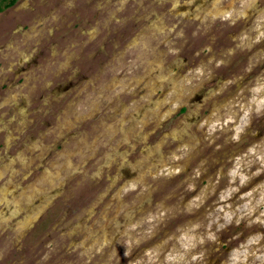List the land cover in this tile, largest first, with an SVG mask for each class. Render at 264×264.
<instances>
[{
    "label": "rangeland",
    "instance_id": "obj_1",
    "mask_svg": "<svg viewBox=\"0 0 264 264\" xmlns=\"http://www.w3.org/2000/svg\"><path fill=\"white\" fill-rule=\"evenodd\" d=\"M261 99L264 0L0 2V264H264Z\"/></svg>",
    "mask_w": 264,
    "mask_h": 264
},
{
    "label": "bare ground",
    "instance_id": "obj_2",
    "mask_svg": "<svg viewBox=\"0 0 264 264\" xmlns=\"http://www.w3.org/2000/svg\"><path fill=\"white\" fill-rule=\"evenodd\" d=\"M214 1V0H213ZM217 1V0H216ZM196 2V1H195ZM194 2V3H195ZM232 3V2H231ZM234 3V2H233ZM196 4V3H195ZM213 4H214V2H213ZM212 6V5H211ZM222 8H224V7H222V6H220V3L218 2H215V4L213 5V9L210 11L211 13H213V14H220L221 12H223V10H222ZM229 8V7H228ZM200 9H201V7H200ZM152 72V71H151ZM155 85H156V83H154ZM174 84V83H173ZM173 87V86H172ZM178 92H179V90H177ZM179 95H180V93H179ZM155 103H157V104H160L161 103V101L160 100H158V101H156ZM155 103H153V104H155ZM175 129V128H174ZM172 132V131H171ZM170 132V133H171ZM174 132H177L176 130H173V133ZM179 133V132H178ZM114 161V160H113ZM163 164V163H162ZM108 165V164H107ZM2 169V168H1ZM3 172V171H2ZM45 173H47V171L45 172ZM52 173V172H51ZM141 175H142V173H141ZM48 176V175H47ZM139 176V175H138ZM143 176V175H142ZM49 177V176H48ZM50 178V177H49ZM52 179V178H51ZM4 185V184H3ZM6 186V185H5ZM33 186V185H32ZM1 187V186H0ZM40 187V186H39ZM1 188H3V186L1 187ZM32 188V187H31ZM39 189L38 187H35V189ZM5 189V188H4ZM34 189V190H35ZM41 189V188H40ZM4 191V190H3ZM2 191V192H3ZM36 191V190H35ZM38 191V190H37ZM27 192V191H26ZM29 192V191H28ZM32 192L33 191H31V194H32ZM37 193V192H36ZM23 195V194H22ZM21 196V195H20ZM16 197V196H15ZM14 198V197H13ZM17 199V198H16ZM21 199V198H20ZM18 200V199H17ZM15 201V200H14ZM21 202V201H20ZM19 202V203H20ZM13 203V202H12ZM16 203H17V201H16ZM19 203H17V204H19ZM22 203V202H21ZM9 204V203H8ZM6 205V204H5ZM10 205V204H9ZM22 205V204H21ZM15 206H18V205H15V202H14V207L13 208H15ZM11 208V207H10ZM9 208V209H10ZM15 209H17V208H15ZM21 209V207H19V210ZM18 210V209H17ZM18 210V211H19ZM5 211H6V209H5ZM8 211V210H7ZM11 210H9V212H10ZM4 212V211H3ZM7 213V212H6ZM28 218H29V216H28ZM27 218V219H28ZM32 218V217H31ZM29 220H30V218H29ZM26 221V220H25ZM27 222V221H26ZM26 225V224H25Z\"/></svg>",
    "mask_w": 264,
    "mask_h": 264
},
{
    "label": "flooded vegetation",
    "instance_id": "obj_3",
    "mask_svg": "<svg viewBox=\"0 0 264 264\" xmlns=\"http://www.w3.org/2000/svg\"><path fill=\"white\" fill-rule=\"evenodd\" d=\"M195 1H196V2H195ZM203 1H204V0H194V2H195L197 5H198V4L200 5V3L203 4ZM159 75H160V74H159ZM159 75H158V76H159ZM158 76L156 77V79H158ZM168 81H169V84L171 85V84H172V83H171L172 80H168ZM162 102H164V99L162 100ZM197 102H198V101H197ZM196 105H198V104L196 103L195 106H196ZM48 175H53V174L51 173V171H48ZM31 187H32L31 190H29V192L27 191V193H28L27 196L31 194V191H33L32 194H36V192H40V190H41L40 188H39V189H37V188L35 189L34 185L31 186ZM36 187H37V186H36ZM34 189H35L36 191H35ZM37 190H38V191H37ZM11 206L14 207V205H10V206L7 207L6 210H8ZM10 209H11V208H10ZM8 213H10V212L8 211Z\"/></svg>",
    "mask_w": 264,
    "mask_h": 264
},
{
    "label": "clouds",
    "instance_id": "obj_4",
    "mask_svg": "<svg viewBox=\"0 0 264 264\" xmlns=\"http://www.w3.org/2000/svg\"><path fill=\"white\" fill-rule=\"evenodd\" d=\"M254 91H260V89L259 88H257V89H254ZM259 103L260 104H264V99H261L260 101H259ZM245 115H247V113H245ZM193 259H195V257H193Z\"/></svg>",
    "mask_w": 264,
    "mask_h": 264
},
{
    "label": "trees",
    "instance_id": "obj_5",
    "mask_svg": "<svg viewBox=\"0 0 264 264\" xmlns=\"http://www.w3.org/2000/svg\"><path fill=\"white\" fill-rule=\"evenodd\" d=\"M3 1H5V0H0V2H3ZM11 3H13V2L11 1L10 4H11Z\"/></svg>",
    "mask_w": 264,
    "mask_h": 264
}]
</instances>
